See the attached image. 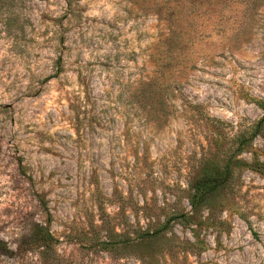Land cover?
Returning a JSON list of instances; mask_svg holds the SVG:
<instances>
[{
	"label": "rangeland",
	"instance_id": "374dc122",
	"mask_svg": "<svg viewBox=\"0 0 264 264\" xmlns=\"http://www.w3.org/2000/svg\"><path fill=\"white\" fill-rule=\"evenodd\" d=\"M170 3L0 0V264H264V175L189 201L205 115L232 135L264 114V2H179L169 57Z\"/></svg>",
	"mask_w": 264,
	"mask_h": 264
},
{
	"label": "trees",
	"instance_id": "16d2710c",
	"mask_svg": "<svg viewBox=\"0 0 264 264\" xmlns=\"http://www.w3.org/2000/svg\"><path fill=\"white\" fill-rule=\"evenodd\" d=\"M175 4L165 5V12L169 11V32L166 38L165 44L167 45L168 54H171L174 50H177L179 46V34L182 27L179 23V17L174 16L180 12L178 8L179 2H196L189 0H172ZM178 2V3H177ZM244 2H264V0H244ZM190 25L193 27V22L190 21ZM193 30L188 31V33ZM173 55V54H172ZM254 102L264 112V98H255ZM206 119L212 123V125L220 133V139L216 142V151L204 156L201 159L198 174L194 177L191 183V194L189 201L192 205L193 213L195 217L201 214L204 206L208 205L211 198L220 193L221 190L227 186L234 178L235 174L243 169H250L264 175V162L259 159V154L254 148L253 143L256 137L262 134L264 130V114L256 122L252 124L239 123L237 131L230 135L227 132V127L231 124L219 118H214L208 114L205 115ZM225 141V142H224ZM252 152V160H247L242 156L245 152ZM194 215L187 216L188 221L194 217ZM185 214L176 215L174 218L185 217ZM169 222L162 224L161 227L152 230L141 232L135 239H112L102 241L103 249L110 250L116 249L118 245L135 243L138 240L144 241L150 237L161 238L163 231L168 227ZM40 237L44 243H49L52 239V235L47 229L40 231Z\"/></svg>",
	"mask_w": 264,
	"mask_h": 264
}]
</instances>
